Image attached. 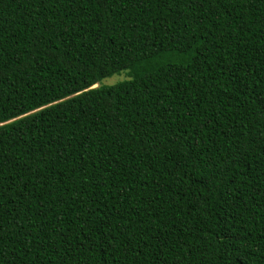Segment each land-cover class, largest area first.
<instances>
[{
  "label": "trees",
  "instance_id": "obj_1",
  "mask_svg": "<svg viewBox=\"0 0 264 264\" xmlns=\"http://www.w3.org/2000/svg\"><path fill=\"white\" fill-rule=\"evenodd\" d=\"M0 264H264V0H0Z\"/></svg>",
  "mask_w": 264,
  "mask_h": 264
},
{
  "label": "rangeland",
  "instance_id": "obj_2",
  "mask_svg": "<svg viewBox=\"0 0 264 264\" xmlns=\"http://www.w3.org/2000/svg\"><path fill=\"white\" fill-rule=\"evenodd\" d=\"M127 78L126 72L122 71L110 77L102 79L97 85H111Z\"/></svg>",
  "mask_w": 264,
  "mask_h": 264
},
{
  "label": "water",
  "instance_id": "obj_3",
  "mask_svg": "<svg viewBox=\"0 0 264 264\" xmlns=\"http://www.w3.org/2000/svg\"><path fill=\"white\" fill-rule=\"evenodd\" d=\"M98 85L97 84H95L92 88H94V87H97Z\"/></svg>",
  "mask_w": 264,
  "mask_h": 264
}]
</instances>
